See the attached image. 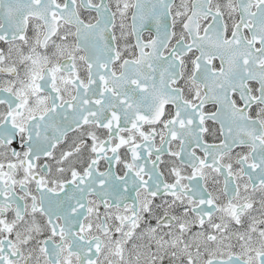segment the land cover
<instances>
[{
  "label": "snow or ice",
  "instance_id": "snow-or-ice-1",
  "mask_svg": "<svg viewBox=\"0 0 264 264\" xmlns=\"http://www.w3.org/2000/svg\"><path fill=\"white\" fill-rule=\"evenodd\" d=\"M0 264H264V0H0Z\"/></svg>",
  "mask_w": 264,
  "mask_h": 264
}]
</instances>
